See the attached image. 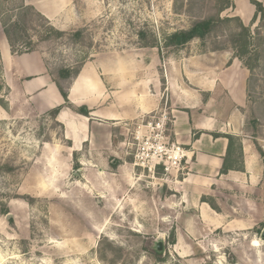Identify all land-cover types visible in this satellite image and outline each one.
<instances>
[{"label": "rangeland", "instance_id": "1", "mask_svg": "<svg viewBox=\"0 0 264 264\" xmlns=\"http://www.w3.org/2000/svg\"><path fill=\"white\" fill-rule=\"evenodd\" d=\"M176 5L182 6L177 14L173 0H0V40L8 43L5 24L26 19L27 38L15 51L28 53L48 22L65 35L51 34L35 49L54 72L98 54L139 48L136 33L142 28L163 46L168 35L213 14L218 2L177 0ZM27 7L32 11L23 12ZM246 27L252 52L246 59L253 52L259 57L251 100L264 127V21ZM78 30L82 39L69 41ZM217 46L231 47L226 37L205 43ZM12 95L7 88L0 92L8 108L0 121V264H264V178L262 196L246 218L252 227L229 230L224 216L214 221L183 204L177 180L185 169L152 173L135 165L141 164L134 157L135 134L128 135L130 162L114 173L110 165L83 166L76 161L82 157L58 151L60 126Z\"/></svg>", "mask_w": 264, "mask_h": 264}, {"label": "crops", "instance_id": "2", "mask_svg": "<svg viewBox=\"0 0 264 264\" xmlns=\"http://www.w3.org/2000/svg\"><path fill=\"white\" fill-rule=\"evenodd\" d=\"M230 1L221 16L237 17L246 27L255 14L251 0ZM0 75L17 100L60 126L59 152L82 157L76 161L83 166L110 165L112 173L130 162L128 135L135 124L165 111L170 140L185 151L177 180L183 204L214 221L224 216L229 230L252 227L246 218L262 196L264 127L251 100L250 71L233 49L212 50L193 40L168 53L136 48L98 54L63 85L67 103L40 51L17 54L0 40ZM56 108L61 111L52 119L49 112ZM5 109L0 106V121Z\"/></svg>", "mask_w": 264, "mask_h": 264}, {"label": "trees", "instance_id": "3", "mask_svg": "<svg viewBox=\"0 0 264 264\" xmlns=\"http://www.w3.org/2000/svg\"><path fill=\"white\" fill-rule=\"evenodd\" d=\"M218 2V6L215 7V10L213 14L200 18L197 21H194L189 28L178 30L170 35H168L164 39L163 46L160 45L158 40L155 39L153 34H151L148 31H145L143 28L140 29L136 33V37L138 39L137 45L139 48H158L162 49L164 53H168L173 50L181 49L188 43H190L193 40H199L202 42L203 45H205L206 41L208 39H218L219 37H226L229 39L231 49L234 51V56L238 58L243 66L250 71L251 77L253 76V72L256 68L259 67L258 62V53L256 54L253 52V58L251 60H247L246 56L249 55L252 52L248 51V46L251 42V32L248 27H245L240 20L237 17H222L221 14L228 8L231 7V1L230 0H216ZM177 0H173V10L174 13L177 14L181 9L182 6H179V8L176 5ZM252 5L255 7V14L252 19L251 25H253L257 19L259 18L261 21H264V5L256 2L255 0H251ZM32 11V8H22V11L25 12L27 10ZM38 17L42 18L39 15ZM25 18V17H24ZM44 20V19H43ZM45 21V20H44ZM27 24L26 19L19 18V21H12L10 20L8 24L4 25V34L8 41V44L11 48V51L14 53H17L15 51V47L18 46V44L24 43V37H26V30L24 28V24ZM47 26H45V31L42 34L37 33V42L32 45V48L28 51L33 52L36 51L37 44L39 42H46L50 40V35L55 34L58 37L64 36V32L58 31L52 26L49 25L48 22ZM20 33L19 36H14L12 33ZM82 33L83 30H78L75 32H72L69 37V41L75 43L78 40L82 39ZM27 38V37H26ZM25 38V39H26ZM21 39V40H19ZM21 41V42H20ZM224 47L217 46L214 47L212 50H222ZM251 57V54H250ZM249 59V58H248ZM81 69V64L76 66L75 68H68V67H60L57 68L56 71L51 72V74L58 78V80L55 78V82L57 84V87L60 91V94L62 95L64 101L67 103V93H66V87L61 85L59 80L67 81L66 83L71 82L74 78L77 77ZM4 85L1 81V75H0V92L3 90ZM0 106L5 108V104L3 105L0 100ZM61 111V108H56L49 112V116L52 119H55ZM80 113L84 116H88V112L85 109H80ZM230 140V138H229ZM262 154V152L260 151ZM263 156V154H262ZM222 173H226V168H222ZM206 201V199H205ZM214 209H216V206L213 204H210ZM6 215L8 213H5Z\"/></svg>", "mask_w": 264, "mask_h": 264}, {"label": "built area", "instance_id": "4", "mask_svg": "<svg viewBox=\"0 0 264 264\" xmlns=\"http://www.w3.org/2000/svg\"><path fill=\"white\" fill-rule=\"evenodd\" d=\"M170 122L167 113L158 112L148 117V120H142L136 125L134 140L136 144L135 160L141 162L143 169L154 173L157 169L168 171L176 169L181 172L185 167V151L183 148L170 140L165 135L166 122ZM147 133V134H146ZM133 146V144H130Z\"/></svg>", "mask_w": 264, "mask_h": 264}, {"label": "water", "instance_id": "5", "mask_svg": "<svg viewBox=\"0 0 264 264\" xmlns=\"http://www.w3.org/2000/svg\"><path fill=\"white\" fill-rule=\"evenodd\" d=\"M261 241L264 242V231L261 234ZM155 247H156V251L157 252H161L162 251V242L161 241H158L156 243Z\"/></svg>", "mask_w": 264, "mask_h": 264}]
</instances>
